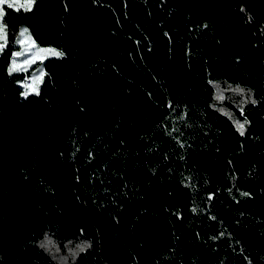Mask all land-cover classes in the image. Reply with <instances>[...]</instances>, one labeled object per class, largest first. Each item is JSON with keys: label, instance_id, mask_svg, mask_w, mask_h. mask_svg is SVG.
Wrapping results in <instances>:
<instances>
[{"label": "trees", "instance_id": "trees-1", "mask_svg": "<svg viewBox=\"0 0 264 264\" xmlns=\"http://www.w3.org/2000/svg\"><path fill=\"white\" fill-rule=\"evenodd\" d=\"M3 7L0 264H264V0ZM22 25L64 55L10 74Z\"/></svg>", "mask_w": 264, "mask_h": 264}, {"label": "rangeland", "instance_id": "rangeland-1", "mask_svg": "<svg viewBox=\"0 0 264 264\" xmlns=\"http://www.w3.org/2000/svg\"><path fill=\"white\" fill-rule=\"evenodd\" d=\"M21 4L25 3V0H20ZM27 30L26 25H22L19 29L17 35V43L18 46L13 50L14 53H20L19 56L14 57L13 61L24 63L26 60L28 63H31V57L36 56L39 49H55L59 51L57 47H42L38 45L36 42L29 47V41L25 38L28 36L27 32L22 35L23 30ZM21 41H25L21 43ZM44 56H50L47 54H40ZM13 63V62H12ZM27 82L31 86V78H27ZM215 99L216 101L220 102L216 104V107L227 115L235 124L239 122L244 124L246 127L247 121L244 117L239 116V114L235 111L234 108L237 110H242L244 105L250 101H252V93L251 89L246 86H242L239 84H233L228 82H216L215 83ZM232 105V106H231ZM8 235L0 228V238H6ZM67 242V255H73L81 249H84L89 246V239L84 236H78L74 239H69ZM48 242H43L42 246L51 254L55 253L58 249L57 245L49 246Z\"/></svg>", "mask_w": 264, "mask_h": 264}, {"label": "snow or ice", "instance_id": "snow-or-ice-1", "mask_svg": "<svg viewBox=\"0 0 264 264\" xmlns=\"http://www.w3.org/2000/svg\"><path fill=\"white\" fill-rule=\"evenodd\" d=\"M34 3V0H25L24 4L20 3V0H0V40H5L6 41V25L3 23V19H4V5H7L9 8H15L17 11L20 10L21 7L24 8L25 11H30L31 10V6ZM27 32V30H23L22 35H24V33ZM27 41H29V47L32 46V44H34L33 41H31L30 37H26L25 38ZM25 41H21V43H24ZM5 47V43H0V51H3ZM40 54H47L50 56H55V57H61L64 55V53L57 51L55 49H39L37 52V56L36 58H42ZM16 56H19L20 53H15ZM25 64L28 63V61L26 60L24 62ZM21 69V65L17 64L15 62V60L12 63L11 68H9V73L11 74L13 71L19 70ZM25 87L27 89H29V91H25L23 94L24 96H28L30 94V92L32 93H37L38 91L35 87H32L30 85H25ZM236 127L237 129L240 131V134L243 135L244 131H245V127L244 124L237 122L236 123Z\"/></svg>", "mask_w": 264, "mask_h": 264}, {"label": "crops", "instance_id": "crops-1", "mask_svg": "<svg viewBox=\"0 0 264 264\" xmlns=\"http://www.w3.org/2000/svg\"><path fill=\"white\" fill-rule=\"evenodd\" d=\"M31 41H33V40H31ZM37 56V55H36ZM36 56L34 55V56H32L31 57V60H40V59H42V58H36ZM42 57V56H41ZM18 64L19 65H23V64H21L20 62H18ZM32 72V74H30V77H31V86L32 87H34V85L37 83V81L39 80V78H40V74H38V73H34L33 71H31ZM29 74H27L26 75V77L28 76Z\"/></svg>", "mask_w": 264, "mask_h": 264}, {"label": "clouds", "instance_id": "clouds-1", "mask_svg": "<svg viewBox=\"0 0 264 264\" xmlns=\"http://www.w3.org/2000/svg\"><path fill=\"white\" fill-rule=\"evenodd\" d=\"M15 9V8H14ZM4 15H5V13H4ZM24 95V94H23Z\"/></svg>", "mask_w": 264, "mask_h": 264}, {"label": "built area", "instance_id": "built-area-1", "mask_svg": "<svg viewBox=\"0 0 264 264\" xmlns=\"http://www.w3.org/2000/svg\"><path fill=\"white\" fill-rule=\"evenodd\" d=\"M29 83V82H28Z\"/></svg>", "mask_w": 264, "mask_h": 264}]
</instances>
